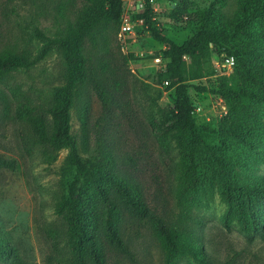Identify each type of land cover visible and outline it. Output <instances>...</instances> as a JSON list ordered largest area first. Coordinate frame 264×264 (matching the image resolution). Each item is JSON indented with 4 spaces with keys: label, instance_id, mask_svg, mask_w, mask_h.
Returning a JSON list of instances; mask_svg holds the SVG:
<instances>
[{
    "label": "rangeland",
    "instance_id": "374dc122",
    "mask_svg": "<svg viewBox=\"0 0 264 264\" xmlns=\"http://www.w3.org/2000/svg\"><path fill=\"white\" fill-rule=\"evenodd\" d=\"M212 2L152 0L156 27L182 45L199 31L201 15ZM239 2L226 0L216 6L226 25L235 19ZM85 3L0 0V50L37 55L44 47L38 33L62 35ZM212 47L207 75L188 82L200 142L178 130L162 136L153 118L170 123L176 100L175 88L165 87L160 78L169 62L168 45L156 41L149 26L138 27L136 43L123 51L117 25L104 22L85 39L83 51L88 75L101 84L105 100L90 83L79 87L71 132L88 162L137 189L151 212L177 235L202 245L212 264H264V225L260 235L245 234L232 215L226 218L228 207L213 168L219 156L227 162L232 182L264 178V112L255 121L236 116L224 98L198 92L200 86L221 90L225 77L233 73L218 66V49ZM185 63L192 70L189 56ZM66 82L61 50L30 70L0 80V157L15 163L13 169H0V240L13 245L27 264H72L66 226L56 206L67 197L74 171L67 166L68 151L40 144L30 121H50L47 111L56 106ZM241 126L250 130L241 132ZM231 129L239 137L228 134ZM191 156L203 163L198 173L204 179L196 188L185 184L192 183ZM110 194L118 210L116 226L133 258L104 243L105 264H196L187 255L169 256L156 224L132 217L118 194Z\"/></svg>",
    "mask_w": 264,
    "mask_h": 264
},
{
    "label": "trees",
    "instance_id": "16d2710c",
    "mask_svg": "<svg viewBox=\"0 0 264 264\" xmlns=\"http://www.w3.org/2000/svg\"><path fill=\"white\" fill-rule=\"evenodd\" d=\"M85 7L74 24L57 37H48L42 32L38 38L44 47L37 55L30 51L16 53L12 48L0 50V80L4 75L30 70L51 55L61 50L67 69L66 87L58 97L55 107L48 109L50 121L42 119L37 123L30 119L35 128L38 142L54 150H67V166L74 171L68 185V195L56 206L68 237L69 254L72 264H105L103 244L113 247L122 255L133 258L116 226L117 206L110 191H115L122 207L134 218L148 219L156 224L157 232L169 256L187 255L196 264H212L204 247L192 243L182 235H177L165 222L154 215L133 186L117 181L113 176L99 170L93 162H88L81 154L77 137L71 132V109L78 96V88L90 83L104 101L105 92L94 77L88 75L87 58L83 51L84 41L92 37L94 31L104 22H112L118 30L124 10L123 0H85ZM226 0H214L204 11L199 22V31L180 45L162 35L153 19L154 10L150 0L138 18H144L151 28L153 38L168 45L167 71L160 75L162 83L175 88L176 100L170 123L162 117H154L153 122L162 136L178 130L190 134L196 143L200 142L199 129L194 119L195 108L188 93V82L205 77L210 65V46L218 49L217 62L227 57L235 59L233 73L225 77L221 90L197 87L198 92H211L224 98L231 112L236 116L252 118L254 121L264 112V0H240L238 13L232 23L226 25L224 17L216 6ZM243 38V40H241ZM212 47V48H214ZM192 60V70H188L184 57ZM256 62V63H253ZM207 65V67H204ZM165 86V85H164ZM166 87V86H165ZM253 128V127H251ZM241 126V132H248ZM252 130V129H251ZM228 134L239 137L236 129ZM243 139H241L242 141ZM244 141V140H243ZM191 184L197 187L203 181L198 167L203 163L191 156ZM213 168L219 178L221 195L228 207L226 218L232 215L245 234L260 235L264 225V178L240 183L228 177V164L224 158L215 156ZM15 163L0 157V169H13ZM228 227V222H224ZM11 260L13 264H27L15 247L0 240V261Z\"/></svg>",
    "mask_w": 264,
    "mask_h": 264
},
{
    "label": "built area",
    "instance_id": "2783aa9c",
    "mask_svg": "<svg viewBox=\"0 0 264 264\" xmlns=\"http://www.w3.org/2000/svg\"><path fill=\"white\" fill-rule=\"evenodd\" d=\"M129 3V7L124 8L121 23L118 30V40L122 46V50L126 51L129 48L130 44L136 43V28L148 27L144 18H138L142 15L146 9V0H123ZM152 5V0H150ZM153 9V7H152ZM154 10V9H153ZM155 15V10H154ZM155 20V17H153ZM187 57V56H186ZM184 57V60L186 59ZM157 63H160V59L156 60ZM221 69L226 71H233L235 66V59L233 57H227L223 62L217 63ZM186 66H188L186 64ZM164 72L167 71V66L165 65L162 69ZM163 85L166 87L171 85V81H164Z\"/></svg>",
    "mask_w": 264,
    "mask_h": 264
}]
</instances>
